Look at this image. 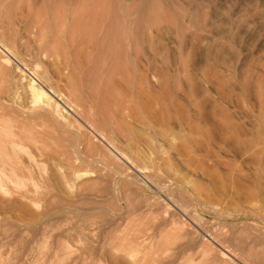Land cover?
I'll return each instance as SVG.
<instances>
[{
  "label": "rangeland",
  "instance_id": "rangeland-1",
  "mask_svg": "<svg viewBox=\"0 0 264 264\" xmlns=\"http://www.w3.org/2000/svg\"><path fill=\"white\" fill-rule=\"evenodd\" d=\"M61 7L124 13L130 32L141 28V65L154 74L136 99L143 109L132 106L140 119H123L117 136L48 85L68 121L0 106V161L9 159L0 165V264H264V0H0V70L10 74L0 71V97L13 107L31 104L24 77L57 71L1 41L9 26L53 24ZM54 176L69 178L64 192Z\"/></svg>",
  "mask_w": 264,
  "mask_h": 264
},
{
  "label": "bare ground",
  "instance_id": "bare-ground-1",
  "mask_svg": "<svg viewBox=\"0 0 264 264\" xmlns=\"http://www.w3.org/2000/svg\"><path fill=\"white\" fill-rule=\"evenodd\" d=\"M79 1V0H78ZM91 1V0H90ZM89 2V1H88ZM60 4V3H59ZM71 4V3H70ZM89 4V3H88ZM92 4V3H91ZM90 4V5H91ZM51 5V4H50ZM63 7V6H62ZM61 7V8H62ZM90 8V7H89ZM87 7L83 8H77V9H57L55 11H52L51 14H54L51 16L53 19V24L50 23V21H47L45 25H40V27H35L32 26L33 28L35 27L36 30H33L31 27L25 28L24 31L21 33L18 30H15L12 27L9 26L8 29V37L6 38V43L3 45L7 47L12 53H18L20 52L19 49L23 48V54L24 56L27 55L33 57V59L36 60L37 63V69L39 70V65H38V60L41 59V62L44 59H47L48 61H52V67L54 68L55 72L57 73V78H54L50 75H40L38 80L37 78L35 80H38L37 82L33 79H27L25 81L22 79L20 82L25 84V88L29 94L30 102L31 104L34 103L39 107L38 111H36L35 115L32 114V112H28L27 107L28 105L22 106L20 104V107L12 106L6 102L8 98L5 100V97H0V106L2 108L9 109L11 112L10 114L14 113L17 116H24L26 115L27 117L30 116L31 119H42L45 117H56L58 119H61V121L66 122L67 114L64 115V110L63 108L60 107L61 104H55L53 103V100L51 97V94L49 95L45 89H47L46 85H48V89L52 90L53 93L55 94H60L64 99H66L69 103H73L76 106H78L81 110L80 114L82 115L83 118H86L89 120V122L95 126L97 125L99 127V132L102 131V134L107 133L108 135H120L122 132V120L126 118H137L133 115L132 113V106L134 105V102L139 100H136L137 97H139V94L142 96V90L145 87L144 85L148 86L150 78L148 75L152 74L151 72L149 74H145V70H143L142 65H141V50H142V36H141V28L140 26H136L133 29H131L130 32V26L127 25L126 21V16L124 17V13L120 12H113V15H111V10L106 11V10H100V9H89ZM21 9V8H20ZM110 9V7H109ZM19 11V10H18ZM26 12V11H25ZM111 12V13H110ZM22 13V12H21ZM27 13V12H26ZM34 13V12H33ZM43 14V13H42ZM20 15V14H19ZM25 15V14H24ZM18 16V15H17ZM22 15H20L21 17ZM45 16V15H44ZM49 16V15H48ZM46 15V17H48ZM12 17V16H11ZM25 17V16H24ZM9 19V17L7 16ZM27 18V16H26ZM44 18V17H43ZM14 19V18H13ZM28 19V18H27ZM39 19V18H38ZM125 19V21H124ZM6 20V19H5ZM51 20V19H50ZM15 21V20H14ZM21 21V20H19ZM6 22V21H5ZM4 22V24H5ZM16 22V21H15ZM8 23V21H7ZM6 23V24H7ZM21 23V22H20ZM25 23V22H24ZM42 23V22H41ZM29 24V23H28ZM17 25V24H16ZM25 25V24H24ZM18 28V26H17ZM4 29V28H3ZM33 30V31H32ZM3 31V30H2ZM7 32V31H6ZM5 32V33H6ZM33 35V39L31 40V36ZM143 35V34H142ZM6 36V35H5ZM3 37V36H2ZM1 39V38H0ZM144 40V39H143ZM32 41V43H30ZM130 41V42H129ZM31 44V45H30ZM35 44V47H32ZM21 51V52H22ZM13 53V54H14ZM144 53V52H143ZM154 53H156L154 51ZM15 56V55H14ZM20 56V54L18 55ZM21 58H24L20 56ZM26 57V58H27ZM28 57V58H30ZM147 58V57H146ZM4 59V58H3ZM43 59V60H42ZM46 60V62H47ZM40 61V60H39ZM45 61V60H44ZM43 61V62H44ZM5 62H9L6 60ZM34 62V61H33ZM42 62V63H43ZM11 63V62H10ZM35 63V64H36ZM40 63V62H39ZM2 61L0 63L1 67ZM46 64V63H45ZM48 64V62H47ZM30 65V64H29ZM34 66V63L32 64ZM7 66V65H6ZM47 66L50 67L48 64ZM15 67V66H14ZM13 67V69H14ZM42 67V64H41ZM40 67V68H41ZM51 67V68H52ZM92 72H88L92 69ZM5 68V67H4ZM2 66V71H6ZM20 68V67H19ZM43 68V67H42ZM48 68V67H47ZM84 68V69H83ZM4 69V70H3ZM12 69V70H13ZM16 69V68H15ZM36 69V70H37ZM49 69V68H48ZM152 69V68H151ZM22 70V69H20ZM34 70V71H36ZM82 70L87 71L85 74V78L83 77L80 78V73ZM95 70V71H94ZM1 71V70H0ZM1 73L3 74L4 72ZM9 72V70H7ZM11 71V70H10ZM15 71V70H13ZM17 71V70H16ZM15 71V77H14V83H16L15 80H17L18 76L16 75ZM42 71V70H41ZM46 71V69H45ZM43 71V72H45ZM53 71V70H52ZM6 73L10 75L9 73ZM21 72V71H20ZM17 72V73H20ZM42 72V73H43ZM80 72V73H79ZM83 72V71H82ZM24 73V72H23ZM22 73V74H23ZM36 73V72H35ZM12 74V73H11ZM154 74V73H153ZM13 75V74H12ZM11 75V76H12ZM20 75V74H18ZM56 75V74H54ZM80 75V76H79ZM4 77L6 75H3ZM28 76V75H27ZM26 76V77H27ZM42 76V77H41ZM155 76V75H152ZM38 77V75H37ZM13 78V77H12ZM20 78H23L20 77ZM154 78V77H152ZM151 78V79H152ZM2 79V78H1ZM156 80V77L154 78ZM152 81V80H151ZM169 81V80H168ZM12 82V81H11ZM19 82V83H20ZM39 82V83H38ZM152 83V82H150ZM166 83V82H164ZM13 85V84H12ZM15 85V84H14ZM18 85V84H17ZM20 85V84H19ZM46 86L44 88V86ZM152 85V84H151ZM22 86V85H21ZM20 86V87H21ZM156 86V85H155ZM14 87V86H13ZM16 87V86H15ZM19 87V86H18ZM19 87V88H20ZM169 87V86H168ZM173 87V86H172ZM24 88V86H23ZM147 88V87H146ZM150 89V86H148ZM147 88V89H148ZM161 88V87H160ZM163 88V87H162ZM15 89V88H14ZM13 89V91H14ZM155 89V88H154ZM172 89V88H171ZM10 90V89H9ZM12 90V89H11ZM146 89H144L145 91ZM153 90V89H152ZM16 91L19 92V89L16 88ZM143 91V92H144ZM166 91V90H165ZM11 92V91H10ZM15 92V91H14ZM12 92V94L14 93ZM5 93V92H4ZM147 93V90L146 92ZM18 94V93H17ZM8 95V94H7ZM11 95V94H10ZM147 95V94H146ZM14 96V94L12 95ZM8 97V96H7ZM61 97V96H59ZM147 97V96H146ZM145 97V98H146ZM141 98V97H140ZM143 98V97H142ZM141 98V99H142ZM153 98V97H152ZM151 98V99H152ZM114 101L112 106L109 108V100ZM157 99V98H156ZM191 99V98H190ZM28 100V99H26ZM55 100V99H54ZM59 100V99H58ZM146 100V99H145ZM17 101V100H16ZM143 101V100H142ZM159 101V100H158ZM26 102V101H25ZM59 102H61L59 100ZM111 102V101H110ZM144 102V101H143ZM157 102V101H156ZM18 103V102H17ZM62 103V102H61ZM25 104V103H24ZM23 104V105H24ZM30 104V105H31ZM64 105V103H62ZM136 104V103H135ZM157 104H160L159 102ZM18 105V104H17ZM34 105V106H35ZM156 105V104H155ZM154 105V106H155ZM27 106V107H26ZM140 106V102H139ZM16 107V108H15ZM36 107V108H37ZM74 107V106H73ZM146 107H151V106H146ZM145 107V108H146ZM163 107V106H162ZM161 107V110H162ZM1 108V109H2ZM69 108V106H68ZM71 108V107H70ZM134 108V107H133ZM139 108H142L140 106ZM136 109V108H135ZM143 109V108H142ZM147 109V108H146ZM149 109V108H148ZM4 110V109H3ZM77 110V113H78ZM108 112L106 113V111ZM141 110V109H140ZM160 110V111H161ZM182 110V109H181ZM32 111V110H30ZM144 111V110H143ZM159 111V112H160ZM6 112V111H5ZM138 112V109L136 113ZM142 111H140L141 113ZM149 112V110H148ZM158 111H156L157 113ZM158 112V113H159ZM180 112V111H179ZM8 113V110H7ZM132 113V115H131ZM162 113V112H161ZM160 113V116H161ZM79 114V115H80ZM153 114V113H152ZM136 115H140L139 112ZM148 116V114H146ZM145 115V116H146ZM150 115V114H149ZM169 115V114H168ZM16 116V117H17ZM142 116V115H141ZM147 118L148 117H145ZM155 116V115H153ZM152 116V117H153ZM159 116V117H160ZM165 116V115H164ZM30 117L28 119L30 120ZM36 117V118H34ZM151 117V116H150ZM21 118V117H20ZM26 118V117H24ZM23 118V119H24ZM55 118V119H56ZM70 118V117H69ZM68 118V120H69ZM154 118V117H153ZM27 119V118H26ZM47 119V118H46ZM131 119V118H130ZM140 119V116L137 118ZM142 119V118H141ZM142 119V123H143ZM144 119V120H147ZM161 119V118H160ZM165 119V118H164ZM167 119V117H166ZM165 119V120H166ZM28 120V121H29ZM52 120V119H51ZM67 120V121H68ZM150 120V119H148ZM147 120V121H148ZM153 120V119H152ZM35 121V120H34ZM49 121V120H48ZM56 121V120H55ZM162 121V120H161ZM17 122V121H16ZM60 122V121H59ZM58 122V123H59ZM70 122V121H69ZM67 122V123H69ZM121 122V123H120ZM124 122V121H123ZM128 122V121H127ZM151 124V120L149 121ZM168 122V121H167ZM183 122V121H182ZM62 122H60L61 124ZM132 123V122H131ZM158 123V122H157ZM156 123V124H157ZM169 123V122H168ZM167 123V124H168ZM172 123V122H171ZM126 124V123H125ZM164 127H166V125ZM178 124V123H177ZM187 124V123H185ZM57 125V124H56ZM63 125H65L63 123ZM91 125V126H92ZM124 125V123H123ZM128 123L126 124L127 127ZM130 125V123H129ZM141 125V124H140ZM144 125L146 127V123L144 121ZM148 125V124H147ZM164 125V124H163ZM170 125V124H169ZM173 125V124H172ZM150 125H148L149 127ZM152 126V125H151ZM149 127V129L151 128ZM179 126V124H178ZM64 127V126H63ZM124 128L125 125L123 126ZM175 127V126H174ZM183 127V124H182ZM13 128V127H12ZM57 128V127H56ZM123 128V129H124ZM160 128V127H159ZM178 128V127H177ZM24 131V128H22ZM21 129V130H22ZM96 129V128H95ZM148 129V128H147ZM164 129V128H163ZM166 129V128H165ZM164 129V130H165ZM181 129V128H180ZM4 133L10 134V135H16L12 134L11 128H5L2 129ZM134 130V129H133ZM161 130V129H160ZM173 130V128H172ZM179 130V129H178ZM21 131V133L23 132ZM94 131V130H93ZM96 131V130H95ZM130 131V130H129ZM153 131V130H152ZM158 131V130H157ZM174 131H176L174 129ZM172 131V132H174ZM185 131V130H184ZM138 132V131H137ZM136 132V133H137ZM169 132V131H167ZM29 133V132H28ZM160 133V132H158ZM135 134V132H134ZM139 134V133H138ZM136 134L135 137L138 135ZM59 135V134H58ZM146 135V134H145ZM161 135V134H160ZM159 135V136H160ZM104 136V135H103ZM123 136V135H122ZM143 136V135H142ZM164 136V135H163ZM148 137V135H147ZM161 137V136H160ZM118 138V137H117ZM122 138V137H121ZM141 138V137H139ZM138 139V142L140 143ZM145 139V137H143ZM150 138V137H149ZM148 138V139H149ZM176 138V137H175ZM22 139V138H20ZM106 139V136H105ZM124 139V138H123ZM136 140V138H134ZM142 139V138H141ZM147 139V138H146ZM151 139V138H150ZM154 139V137H153ZM143 140V139H142ZM169 140V139H168ZM109 141V140H108ZM115 141V140H114ZM124 141V140H123ZM160 141V140H159ZM172 141V139H171ZM188 141V140H187ZM186 141V142H187ZM128 142V140H127ZM135 143V141L133 140ZM149 142V141H148ZM155 142V141H154ZM166 142V141H165ZM116 143V142H115ZM120 143V141H119ZM122 143V142H121ZM132 143V141H131ZM130 143V144H131ZM143 143V141H142ZM168 143V142H167ZM170 143V142H169ZM123 144V143H122ZM128 144V143H127ZM138 144V143H136ZM145 144V143H144ZM143 144V145H144ZM124 145V144H123ZM122 145V146H123ZM139 145V144H138ZM159 146V143H157ZM118 146V144H117ZM125 146V145H124ZM162 146V145H161ZM73 147V146H72ZM120 147V146H119ZM130 147V146H129ZM132 147V146H131ZM130 147V148H131ZM150 147V146H149ZM156 147V146H155ZM182 147V146H180ZM179 147V149H181ZM138 147H134V150L137 149ZM158 148V147H157ZM177 148V147H176ZM149 148V150H151ZM175 149V148H174ZM178 149V150H179ZM76 150V149H75ZM147 150V148H146ZM146 150L144 152H146ZM125 151V150H124ZM137 151V150H136ZM133 151L132 152H136ZM143 150L141 149V152ZM156 151V150H155ZM139 152V150H138ZM142 152V154H144ZM181 152H183L181 150ZM149 153V152H148ZM0 154L2 153V149L0 150ZM137 154V153H136ZM140 154V156L142 155ZM48 155V154H47ZM126 155V154H125ZM45 156V155H44ZM131 156V154L129 155ZM128 156V157H129ZM134 156V155H133ZM138 156V158L140 157ZM3 161L5 159L9 160L6 156H1ZM63 157V156H62ZM122 157V156H121ZM149 157V156H148ZM47 158V157H46ZM49 158V157H48ZM144 158V157H143ZM142 158V159H143ZM52 159V158H51ZM54 159V158H53ZM132 159V157H131ZM139 159V160H142ZM150 159V157H149ZM56 160V159H54ZM62 160V159H61ZM145 159H143L144 161ZM0 161V165L3 166L4 162ZM57 161V160H56ZM60 161V160H59ZM58 161V162H59ZM136 161V160H135ZM147 161V159H146ZM151 162V161H150ZM158 162V160L156 161ZM53 163V161H52ZM51 163V164H52ZM55 163V162H54ZM53 163V164H54ZM146 163V162H145ZM149 163V162H148ZM146 163V164H148ZM167 163V162H166ZM169 163V162H168ZM57 164V163H56ZM133 164V163H132ZM144 164V163H143ZM151 164V163H150ZM58 165V164H57ZM116 165V164H115ZM152 165V164H151ZM169 165V164H168ZM167 165V166H168ZM146 166V165H145ZM62 167V166H61ZM144 167V165H143ZM156 167V166H155ZM116 168V166H115ZM119 168V167H117ZM116 168V169H117ZM148 168V167H147ZM13 174L10 177L15 178L17 176V171L15 172V167L13 166ZM121 170V169H120ZM117 171V170H116ZM74 172L75 178H81L84 176H90L88 175V172ZM59 173V172H58ZM83 173V174H82ZM64 174V173H63ZM72 174V173H71ZM119 174V173H118ZM56 175V174H55ZM58 175V174H57ZM52 177V176H51ZM11 178V179H12ZM66 178L65 176H54L51 181L54 183L57 187L61 189V192H64L65 190V185H66ZM72 178V176H71ZM74 178V177H73ZM87 178V177H85ZM90 178V177H89ZM92 178V177H91ZM49 179V178H48ZM69 179V178H68ZM155 179V178H154ZM2 180V179H1ZM73 180V179H71ZM83 180V179H82ZM85 180V179H84ZM91 181L92 179H88V181ZM29 182L33 183L34 178L32 176H29ZM48 181V180H47ZM75 181V180H73ZM49 182V181H48ZM69 182V181H68ZM67 182V183H68ZM71 182V181H70ZM76 182V181H75ZM83 183L82 186L86 184V182L82 181ZM30 183V184H31ZM51 183V182H49ZM7 184V183H6ZM79 184V183H78ZM92 184V181L91 183ZM54 185V186H55ZM48 186V184H47ZM67 186V185H66ZM40 187V186H39ZM70 187V186H69ZM77 187V186H76ZM89 189V186H87ZM54 188V187H53ZM84 187L83 189H85ZM51 189V187H50ZM59 189V190H60ZM51 191V190H50ZM56 191V190H55ZM86 191V190H85ZM18 192V191H17ZM28 194V191H25ZM36 192V191H35ZM57 192V191H56ZM67 192V191H66ZM69 192V191H68ZM20 193V192H19ZM61 194V193H60ZM22 198H26L25 194H20ZM37 195V194H36ZM52 195V194H51ZM65 195V194H64ZM67 195V193H66ZM82 195V194H81ZM69 196V195H67ZM73 196V195H72ZM71 197V196H69ZM16 198V197H15ZM49 199V198H48ZM47 199V200H48ZM53 199V198H52ZM71 199V198H70ZM58 200V199H57ZM26 201V200H25ZM68 204V203H67ZM166 211V210H165ZM40 216H38L39 218ZM163 219V218H162ZM161 221V220H160ZM155 242V241H154ZM132 244V243H131ZM130 244V245H131ZM155 245V244H154ZM129 247V246H128ZM127 247V248H128ZM130 249V248H129ZM136 250V249H135Z\"/></svg>",
  "mask_w": 264,
  "mask_h": 264
}]
</instances>
